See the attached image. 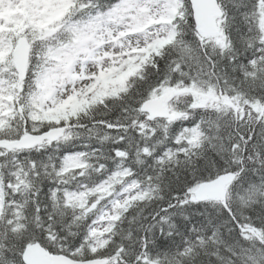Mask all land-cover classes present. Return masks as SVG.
Returning <instances> with one entry per match:
<instances>
[{"label": "snow or ice", "instance_id": "1", "mask_svg": "<svg viewBox=\"0 0 264 264\" xmlns=\"http://www.w3.org/2000/svg\"><path fill=\"white\" fill-rule=\"evenodd\" d=\"M0 264H264V0H0Z\"/></svg>", "mask_w": 264, "mask_h": 264}]
</instances>
